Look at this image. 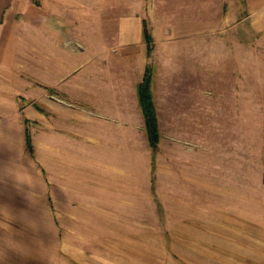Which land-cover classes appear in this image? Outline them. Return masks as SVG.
Wrapping results in <instances>:
<instances>
[{
	"label": "rangeland",
	"instance_id": "obj_1",
	"mask_svg": "<svg viewBox=\"0 0 264 264\" xmlns=\"http://www.w3.org/2000/svg\"><path fill=\"white\" fill-rule=\"evenodd\" d=\"M95 6L96 18L117 14L101 0ZM233 12L229 25L152 18L141 49L120 52L111 42L112 55L92 59L88 42L72 39L61 60L75 69L64 83L74 76L77 99L45 86L41 58L33 56L31 88L16 91L14 107L0 106L26 129L0 135V264H264V0H240ZM70 46L81 55L69 58ZM147 68L157 143L143 112L137 144L130 132L121 153L97 154L94 164L87 117L107 116L89 114L84 84L119 73L132 82ZM59 122L74 125L79 143L56 154Z\"/></svg>",
	"mask_w": 264,
	"mask_h": 264
},
{
	"label": "crops",
	"instance_id": "obj_2",
	"mask_svg": "<svg viewBox=\"0 0 264 264\" xmlns=\"http://www.w3.org/2000/svg\"><path fill=\"white\" fill-rule=\"evenodd\" d=\"M101 1L104 10H114L117 14L108 19L96 18L95 0H39L38 5L34 0H0V106L10 103L14 107L16 91L31 88L33 56L41 58L39 79L45 86L72 95L73 99L79 96L80 91H77L74 84V76L69 84L64 83L69 75H75V69H66L61 60L66 57L64 47L70 45L72 39H76V43L88 42L87 57L91 59L97 55H112V50L108 48V43L111 42L118 45L120 52L123 49L133 52L143 47V28L147 20L160 18L161 25L178 27L209 26L215 23L229 25L231 22L228 20L234 16L233 11L240 9V0H131L130 5L128 0H118V4H112V0ZM255 2L256 0H248L250 4ZM83 3L87 6L86 12L82 13L79 8ZM128 9L134 12H125ZM155 10L163 12L152 15L151 18L150 11ZM77 16L82 18H73ZM218 19L226 21L217 22ZM165 20L167 22H164ZM100 25H114L116 29L113 32L97 29ZM33 39L38 40L39 44H33ZM167 39L170 40L169 37ZM64 41L68 44H63ZM97 41L103 45L100 53H96ZM70 48L74 53L67 55L69 58L80 56L83 51L73 46ZM33 51L38 53L33 54ZM53 59L60 60L53 63ZM143 73L141 71L139 76L132 77V82H128L127 75L122 77V73H119L120 76L113 77L110 82L96 83L93 79V82L90 80L84 84L86 104L91 111L89 114L99 112L107 116L95 119L92 116L87 117V149L88 153L93 155L94 164L97 154L121 153L122 148L128 145L130 132L132 145L137 144V140L133 139H136L138 134L145 135L144 115L138 93V84ZM93 74L96 78V71H93ZM152 89L156 101L154 83ZM11 95L13 97H10ZM64 115L67 118L69 116ZM110 117L111 120L108 119ZM60 124L55 129V146L51 144L56 148V154L62 152L65 146L71 149L79 143V135L75 134L77 129L74 125L69 122L67 128L68 124ZM47 127V124L43 127L46 134ZM25 131L20 117L14 113L0 112L1 137H14L15 134L19 135ZM10 146H14V143H9L6 147Z\"/></svg>",
	"mask_w": 264,
	"mask_h": 264
},
{
	"label": "trees",
	"instance_id": "obj_3",
	"mask_svg": "<svg viewBox=\"0 0 264 264\" xmlns=\"http://www.w3.org/2000/svg\"><path fill=\"white\" fill-rule=\"evenodd\" d=\"M144 32H145V36L147 37V31ZM151 82H152L151 70L150 68H147L142 81L138 84V93H139L140 103L142 105L143 112L145 115L147 133L150 139V143L152 145H155L158 141L159 131H158L157 118L155 114L153 96L151 91Z\"/></svg>",
	"mask_w": 264,
	"mask_h": 264
}]
</instances>
